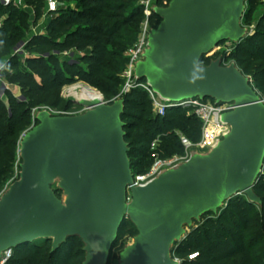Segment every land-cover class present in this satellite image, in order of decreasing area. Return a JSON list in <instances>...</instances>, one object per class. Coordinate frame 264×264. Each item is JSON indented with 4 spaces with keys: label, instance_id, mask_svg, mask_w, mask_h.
<instances>
[{
    "label": "water",
    "instance_id": "95a60500",
    "mask_svg": "<svg viewBox=\"0 0 264 264\" xmlns=\"http://www.w3.org/2000/svg\"><path fill=\"white\" fill-rule=\"evenodd\" d=\"M243 3L170 0L135 67L137 78L165 99L232 102L235 108L222 116L230 132L217 146L134 187L121 100H74L87 109L75 116L41 112L20 145V178L0 201V257L24 242L51 239L56 249L77 235L85 245L82 264H108L128 218L137 230L136 248L123 264H178L169 249L183 226L238 194L256 200L253 186L264 167V103L234 66L197 68L200 57L218 42L240 35ZM58 167L70 177L66 186L73 198L66 205L51 188Z\"/></svg>",
    "mask_w": 264,
    "mask_h": 264
},
{
    "label": "trees",
    "instance_id": "16d2710c",
    "mask_svg": "<svg viewBox=\"0 0 264 264\" xmlns=\"http://www.w3.org/2000/svg\"><path fill=\"white\" fill-rule=\"evenodd\" d=\"M1 1L0 61L5 60L2 77L9 84L18 86L23 99L8 90H5L6 100L0 97V189L10 175L12 161L11 155L3 158L2 148L15 145L14 138L20 132V124L30 105L39 98H50L73 80L100 90L103 89L100 82H106L116 93L121 82L118 73L127 61L122 54L127 49L116 41L114 32L120 26L136 21L142 12L137 7L125 15L131 0H118L116 5H111L110 0H87L75 7L61 6L67 0H57L59 6L49 13L51 20L44 29L45 33L29 34L30 26L36 25L45 12V0H23L24 5L32 8L31 15L26 9L13 3L4 5ZM169 1L158 0L157 3L167 5ZM250 14L251 10L246 17ZM159 17L151 12L148 19L156 26ZM24 37L26 57L21 63L17 55H12V48ZM111 44L114 48L110 47ZM64 51L81 54L78 63H68L54 53ZM235 58L239 66L249 67L252 62H262V67L254 74L253 83L254 89L264 94V11L256 19L253 34L236 46ZM198 63L208 66L210 60L201 56ZM106 68L119 72L108 73ZM3 79L0 78V87ZM120 100L123 105L120 120L130 169L134 174L149 169L151 143L156 139L163 144L165 154H160L161 158L183 154L179 137L166 136L165 132L178 129L193 142L200 138L201 122L184 109L168 108L164 116L152 118L151 102L140 88L121 94ZM59 101L58 98L57 104ZM253 193L256 202L237 195L217 211H208L193 219L192 227L173 249L178 264H262L258 263L260 251L264 264V167L253 186ZM125 234L137 235L128 218L122 222L111 251ZM84 246L77 235L67 237L56 249L52 248L51 239L24 242L12 248L5 264H82ZM110 259L111 252L108 264Z\"/></svg>",
    "mask_w": 264,
    "mask_h": 264
},
{
    "label": "rangeland",
    "instance_id": "374dc122",
    "mask_svg": "<svg viewBox=\"0 0 264 264\" xmlns=\"http://www.w3.org/2000/svg\"><path fill=\"white\" fill-rule=\"evenodd\" d=\"M157 1L158 0H131L129 2L130 6L126 9L125 15L129 13V11L137 7L138 8L140 7L142 9V12L140 13V16L138 17L136 21L131 22L128 25H122L120 26L119 29H117L114 32L116 41L120 45H123L124 48L126 49L131 47L133 43H135V42L132 43V41H134L135 39H136L135 41H137L139 37V33L142 31L143 25L146 20H147L146 30H147L148 37L152 31H155L156 29H158L163 19L159 17V22H157L158 24L154 26L153 22L149 20L148 17L151 12H154L155 14H159V12L165 9L168 4L167 5L160 4V3H157ZM12 2L13 4L18 5V0H12ZM85 2H87V0H67L61 3L60 5L65 6V7L68 5L71 7H75L79 3L81 4ZM22 3L23 1H21V4L18 7L27 10V7L25 8V6ZM110 3L111 5H116L119 2L118 0H110ZM243 5H244V10H243L242 17L240 20V27H241L240 35L234 38H229L224 41L218 42L216 46L213 48V50H211L210 52L202 56L204 58L205 57L209 58L210 60L209 65L212 63H216L218 66H221V67L234 66L248 80L249 84L254 87V83H253L254 74L257 70H259L262 67V62L261 61L252 62L249 67L239 66L237 64L235 54H236V46L241 41H243L246 37L253 34L254 29H255L256 19L259 16V14L264 11V0H244ZM249 10H251V14L249 17H246V14ZM112 13H114V11H112ZM146 13L148 14V16ZM43 15L38 20L36 25L30 26L27 33L29 34H44L45 33L44 29L46 26H44L45 22L42 21V18L44 17ZM47 17L49 18L51 16H47ZM40 20L41 22H39ZM24 41H25V37L22 40L18 41L15 44V46L12 48V55H17L21 63H24V59L26 56L24 57L22 53H18L17 49L21 48V45ZM110 47L114 48V45L111 44ZM79 55L81 54L73 52V56L71 57L74 61H76V64L78 63L77 58ZM122 57H126V52L122 54ZM121 61H122V58H121ZM0 62L4 63L5 60L2 59ZM80 65L84 66L83 63H81ZM204 67L205 66L202 63L197 64L198 69L204 68ZM106 71L108 73H118L119 72V71L113 72L109 68H106ZM122 72H123V69L118 74L121 76ZM3 82L6 85L5 90H8L11 94H13L16 97L17 96L19 97L21 95L20 90L18 92L17 90H14L11 84H9L7 81L4 80L2 81V83ZM100 83L103 87L102 90L92 85H89L88 83H85L83 81L73 80L71 83L64 85L60 90L55 91L50 98L48 99L39 98L33 105H30V107L28 108L27 114L25 115L24 119L22 120L20 124V128H19L20 132L14 138L15 145L12 148L10 147L2 148L3 158L5 155H11L12 161L10 162V175L4 181L0 189V201L9 192L12 185L16 181H18L20 178V171H21V164H22V159L20 156V145L26 133L30 131L35 125L38 124L37 116L41 112H47L52 116H75V115H79L87 111V109L83 105L77 104L74 101V100H77L76 97L73 95H70V93L68 92L69 88L76 86V85H84L88 88H91L99 92L102 96L101 102L104 104H113L115 102L120 101L121 94L125 93V90L127 88L126 80L122 76H121V82L119 84V87L116 93L112 92V85H108L106 82H100ZM257 93L260 96V98L264 100V94H262L259 91H257ZM2 98L6 100V95H4ZM58 98L60 99V101L57 104ZM154 116L155 114L152 111L151 117L153 118ZM165 135L169 137H179V135H184V133L178 129H174V130H169L165 132ZM158 144L160 145V147H156V149L153 152L158 153V155L160 156V154L164 153V151H162L163 144L157 141V145ZM153 152L150 155L151 164L154 160V157L152 155ZM208 153H209L208 151H205V152L193 153V155L196 154V155L204 156V155H207ZM12 155H14V157ZM133 169L134 168H132V170ZM131 173L132 175H137L136 173L134 174L133 171H131ZM69 179L70 177L62 172V168L58 167L56 169L55 176L51 183L52 190L61 199L62 203L65 205L68 204L73 198V193L66 186ZM126 191H127V194L130 193V189H127ZM238 195L249 199V197L245 193H241ZM250 201L256 202L255 200H250ZM224 204H222V206H224ZM222 206H220L219 208H221ZM218 209H216V211ZM192 225H193V220L191 221V223L183 226L182 232L179 235V237H177L170 245V249H169L170 256L172 259L176 260L178 263H179L178 259L174 257L173 249L176 246V244L185 237V235L188 233ZM78 237L82 239L80 236ZM135 237L136 236L132 237L129 234H125L118 240L116 247L111 251V259H110L109 264H123L124 263L127 252L131 249L136 248ZM41 239L43 238H39L35 240L39 242ZM258 255H259L258 263L263 264V261H261L262 251H260Z\"/></svg>",
    "mask_w": 264,
    "mask_h": 264
},
{
    "label": "built area",
    "instance_id": "2783aa9c",
    "mask_svg": "<svg viewBox=\"0 0 264 264\" xmlns=\"http://www.w3.org/2000/svg\"><path fill=\"white\" fill-rule=\"evenodd\" d=\"M23 0H18L21 3ZM4 5L13 3L12 0H2ZM46 9L45 14L55 11L59 4L57 0H45ZM147 14V13H146ZM148 16V14H147ZM147 20L145 21L142 31L135 43L126 51V65L123 69L121 76L126 80V90L128 92L132 88H140L144 90L151 102L152 111L155 115L164 116L168 108H181L187 111V114L194 115L201 122V134L198 141H191L185 135H179V140L184 148L182 155H172L170 157L161 158L158 153L153 151L157 147V139L151 143V151L153 152L154 160L149 169L144 173L132 175V186L142 187L156 179L163 172L176 168L181 164L187 162L193 153L211 151L217 144L230 132V125L223 121V114L232 111L235 106L232 102L217 103L214 99L210 98H187L179 101H171L161 97L145 79L139 80L135 74L136 64L143 60L144 53L148 49V36L146 30ZM24 42L18 53L26 56L23 50ZM60 57L61 60L73 63L74 60L72 51L54 52ZM4 63L0 62V78L3 79L2 69ZM4 81V79H3ZM6 85L3 82L0 87V97L5 95ZM18 97V96H17ZM19 99H23L20 95ZM264 103V100L261 99ZM130 189V186H127ZM127 201H130V193L127 194ZM12 254V248H8L1 253L0 264H5Z\"/></svg>",
    "mask_w": 264,
    "mask_h": 264
},
{
    "label": "bare ground",
    "instance_id": "6f19581e",
    "mask_svg": "<svg viewBox=\"0 0 264 264\" xmlns=\"http://www.w3.org/2000/svg\"><path fill=\"white\" fill-rule=\"evenodd\" d=\"M70 95L76 97L77 100L85 103H98L101 102L102 96L99 92L88 88L84 85H76L69 88Z\"/></svg>",
    "mask_w": 264,
    "mask_h": 264
},
{
    "label": "crops",
    "instance_id": "0c3cea01",
    "mask_svg": "<svg viewBox=\"0 0 264 264\" xmlns=\"http://www.w3.org/2000/svg\"><path fill=\"white\" fill-rule=\"evenodd\" d=\"M21 3H18V5L17 4H15V5H17V6H19ZM23 5H24V3H22ZM25 6V8L27 7V11L30 13V15L32 14V8L31 7H28V6H26V5H24ZM44 17L42 18V21H44L45 22V24H44V26H47L48 24H49V22H50V20H51V17H47V16H50V15H47V14H45V12H44V15H43ZM39 22H41V20L39 21ZM40 24V23H39ZM41 32H42V30H41ZM11 86H12V88H14V90H17L18 92H19V88H18V86L17 85H15V84H11Z\"/></svg>",
    "mask_w": 264,
    "mask_h": 264
}]
</instances>
